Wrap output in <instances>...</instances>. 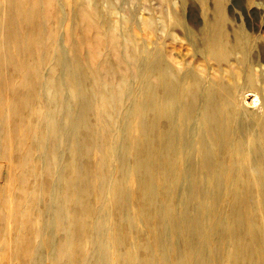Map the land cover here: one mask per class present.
Here are the masks:
<instances>
[{
  "label": "bare ground",
  "instance_id": "obj_1",
  "mask_svg": "<svg viewBox=\"0 0 264 264\" xmlns=\"http://www.w3.org/2000/svg\"><path fill=\"white\" fill-rule=\"evenodd\" d=\"M239 7L0 0V264H264V35Z\"/></svg>",
  "mask_w": 264,
  "mask_h": 264
},
{
  "label": "rangeland",
  "instance_id": "obj_2",
  "mask_svg": "<svg viewBox=\"0 0 264 264\" xmlns=\"http://www.w3.org/2000/svg\"><path fill=\"white\" fill-rule=\"evenodd\" d=\"M238 5L240 6L238 9L241 12V19L240 21H242L244 24L247 23V13L248 11L246 10V6H250L251 7V11H255L256 15L258 14V24L260 25V32L261 34L264 35V0H238ZM254 14H252L251 16H253ZM262 16V17H261ZM255 16H253L254 18ZM262 19V21H260ZM262 22V23H261ZM261 23V24H260ZM252 31V29H249ZM256 30V29H255ZM259 29H257L256 31H253L254 33L257 32ZM264 41L261 42V44ZM187 48V49H186ZM189 48V49H188ZM184 52L185 53H192L190 50V47H188V45H185L183 47ZM187 50L189 52H187ZM4 177H6V173L3 174Z\"/></svg>",
  "mask_w": 264,
  "mask_h": 264
}]
</instances>
